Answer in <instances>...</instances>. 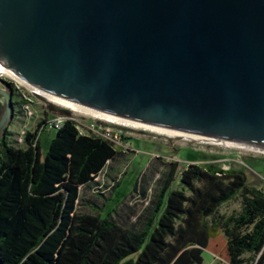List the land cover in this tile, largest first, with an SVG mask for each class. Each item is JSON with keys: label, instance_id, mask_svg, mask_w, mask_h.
<instances>
[{"label": "water", "instance_id": "1", "mask_svg": "<svg viewBox=\"0 0 264 264\" xmlns=\"http://www.w3.org/2000/svg\"><path fill=\"white\" fill-rule=\"evenodd\" d=\"M0 66L61 103L264 153V0H0Z\"/></svg>", "mask_w": 264, "mask_h": 264}, {"label": "trees", "instance_id": "2", "mask_svg": "<svg viewBox=\"0 0 264 264\" xmlns=\"http://www.w3.org/2000/svg\"><path fill=\"white\" fill-rule=\"evenodd\" d=\"M34 139L26 133L23 147L0 139V264H203L218 230L229 264H264V193L247 184L243 169L188 164L177 190L171 163L136 229L115 220V211L100 217L77 208L81 189L116 156L111 141L81 135L71 121L43 157ZM236 197L240 213L219 216Z\"/></svg>", "mask_w": 264, "mask_h": 264}, {"label": "rangeland", "instance_id": "3", "mask_svg": "<svg viewBox=\"0 0 264 264\" xmlns=\"http://www.w3.org/2000/svg\"><path fill=\"white\" fill-rule=\"evenodd\" d=\"M9 78L4 76L3 80L0 79L10 82L15 90V95L12 97V117L4 140L10 146L23 147L24 144L20 146L17 144L20 133L33 132L38 121L58 111L32 98L23 86ZM0 88L5 89V86L0 85ZM25 97L33 101L30 118H27L22 111ZM4 110L5 105L0 100V117ZM67 115L72 114L67 112ZM103 126H109L113 134H117V136L111 135V142L117 154L109 164H106L98 180L89 183L92 189H81L77 205L79 212L98 213L100 217H106L108 213L115 211L112 217L119 223L126 227L141 229L171 163L174 162L177 167L171 189H182L178 178L188 164L199 166L213 164L225 170L243 168L248 185L264 186V154L262 153L187 138L168 137L115 123L103 122ZM81 134L85 135L87 132L81 131ZM54 136L55 132L39 135L41 157L48 151ZM134 185H136L135 190H133ZM108 186L111 187V194L106 190ZM103 191L105 195L102 193L100 195L99 193ZM186 195H189L188 192ZM241 208V198L236 197L223 204L218 210V215L224 217L238 215ZM202 257L203 264H229L226 238L222 231L218 230L217 237L208 241Z\"/></svg>", "mask_w": 264, "mask_h": 264}, {"label": "built area", "instance_id": "4", "mask_svg": "<svg viewBox=\"0 0 264 264\" xmlns=\"http://www.w3.org/2000/svg\"><path fill=\"white\" fill-rule=\"evenodd\" d=\"M4 76L5 75H1L0 79L3 80ZM9 79H12V78H9ZM7 83L11 84L10 82H7ZM23 87L26 89V91L32 98L38 100L25 86ZM32 102L33 101L30 98L25 97V102L22 105V111L24 112V114H26L25 116L27 118H30L32 116L30 112V107H31ZM66 121L73 122L75 124L76 129L78 130L80 134H81V131H86L87 134L85 135L91 134V135L99 136L108 141H112L111 135L117 136V134L116 135L113 134L109 126H103V122L105 123H110V122L95 119L87 115H78V114L67 115V112H64V113H54L51 116L42 118L40 121H38V123L34 127L33 132H31L35 134L34 141L38 140L39 135L41 133L57 132ZM26 133L28 132L23 131L20 133L17 139V144L19 146L20 144H24V137L26 136ZM96 180H98V178Z\"/></svg>", "mask_w": 264, "mask_h": 264}, {"label": "bare ground", "instance_id": "5", "mask_svg": "<svg viewBox=\"0 0 264 264\" xmlns=\"http://www.w3.org/2000/svg\"><path fill=\"white\" fill-rule=\"evenodd\" d=\"M1 75H5L7 77L12 78L13 80H15L16 82H18L19 84L25 86L39 101H41L43 104L55 109V110H60V111H65V112H69L72 114H78V115H87V116H91L92 118L95 119H99V120H104L110 123H115L118 124L120 126H124V127H131V128H136V129H142V130H147L153 133H157L160 135H166L168 137H173V138H187L189 140H193V141H203V142H208L211 143L213 145H222L225 147H230V148H237V149H241L244 151H253L255 153H262L264 154L262 151L256 150V149H251L248 147H241V146H237V145H232V144H223L217 141H207L201 138H197V137H193V136H187V135H183V134H178V133H174V132H170V131H165V130H161V129H157V128H153V127H149V126H144V125H140V124H136V123H132V122H128V121H123V120H119V119H115L112 117H108L102 114H98L92 111H88L82 108H78L75 106H71L65 103H61L58 101H55L45 95H43L40 91L31 88L27 85H25L20 79H18L15 75H13L11 72H9L8 70H6L5 68L0 66V76Z\"/></svg>", "mask_w": 264, "mask_h": 264}, {"label": "crops", "instance_id": "6", "mask_svg": "<svg viewBox=\"0 0 264 264\" xmlns=\"http://www.w3.org/2000/svg\"><path fill=\"white\" fill-rule=\"evenodd\" d=\"M38 141H39V138H38ZM111 161H109L107 164H109ZM105 168V167H104ZM243 169V168H242ZM104 170V169H103ZM102 170V171H103ZM101 171V172H102ZM101 172H100V174H101ZM252 187H255V188H257V189H259V190H261L263 193H264V186H262L261 184H258V185H256V186H252ZM83 188H87V190L88 189H92L93 187L92 186H89V184H87V185H85ZM107 192H109L110 194H111V187H107ZM101 193L103 194V195H105L104 194V191L103 192H100L99 194L101 195ZM80 195V194H79ZM99 197V196H98Z\"/></svg>", "mask_w": 264, "mask_h": 264}, {"label": "flooded vegetation", "instance_id": "7", "mask_svg": "<svg viewBox=\"0 0 264 264\" xmlns=\"http://www.w3.org/2000/svg\"><path fill=\"white\" fill-rule=\"evenodd\" d=\"M14 95H15V90H14L13 87H12V97H13ZM0 100H2L1 97H0ZM2 101H3V100H2ZM2 115H3V114H2ZM1 117H2V116H1ZM1 117H0V119H1ZM6 130H7V127L5 128L4 134L0 136V139H1V138H4Z\"/></svg>", "mask_w": 264, "mask_h": 264}]
</instances>
